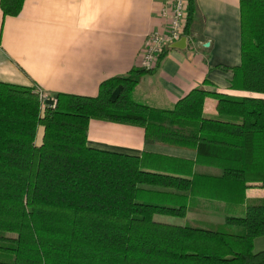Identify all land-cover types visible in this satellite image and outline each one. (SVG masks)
<instances>
[{"label":"trees","instance_id":"16d2710c","mask_svg":"<svg viewBox=\"0 0 264 264\" xmlns=\"http://www.w3.org/2000/svg\"><path fill=\"white\" fill-rule=\"evenodd\" d=\"M24 1L0 0L3 16H18ZM239 6L232 87L264 95V0ZM150 71L108 79L95 97L52 95L57 106L44 113L35 89L0 83V264H264V250L253 251L264 200L243 196L248 183L264 188V99L195 89L155 110L131 99ZM206 98L216 117L203 115ZM90 120L193 151L195 169L152 171L139 157L91 148Z\"/></svg>","mask_w":264,"mask_h":264},{"label":"crops","instance_id":"0c3cea01","mask_svg":"<svg viewBox=\"0 0 264 264\" xmlns=\"http://www.w3.org/2000/svg\"><path fill=\"white\" fill-rule=\"evenodd\" d=\"M163 3L25 0L15 17L3 16L0 9V83L38 88L50 96L95 97L102 82L139 69L147 34L163 28L158 15ZM240 64L239 0H194L184 36L165 51L154 70L141 77L131 99L160 111L172 109L195 89L264 99L232 87ZM216 105V100L206 98L203 115L216 117ZM43 132L42 127L37 129L36 145ZM87 144L139 157L152 171L180 175L196 159L193 151L145 143L141 127L105 121H89ZM243 196L247 201L264 200V188L248 183ZM185 219L196 220L190 214ZM207 221L220 223L216 216H208ZM263 250L261 236L254 240L253 251Z\"/></svg>","mask_w":264,"mask_h":264},{"label":"built area","instance_id":"2783aa9c","mask_svg":"<svg viewBox=\"0 0 264 264\" xmlns=\"http://www.w3.org/2000/svg\"><path fill=\"white\" fill-rule=\"evenodd\" d=\"M158 15L163 21L162 29H155L147 34L144 46L139 54V68L154 70L165 51L180 40L185 33L189 17L188 0H164ZM40 104V112L55 109L57 99L35 88Z\"/></svg>","mask_w":264,"mask_h":264}]
</instances>
